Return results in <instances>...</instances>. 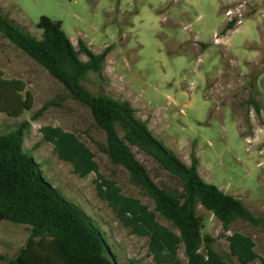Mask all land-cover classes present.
I'll list each match as a JSON object with an SVG mask.
<instances>
[{"label":"rangeland","instance_id":"rangeland-1","mask_svg":"<svg viewBox=\"0 0 264 264\" xmlns=\"http://www.w3.org/2000/svg\"><path fill=\"white\" fill-rule=\"evenodd\" d=\"M0 12L39 39L37 23L48 16L61 21L77 49L81 39L95 53L106 50L102 71L89 72L82 85L95 95L129 102L136 117L183 163L190 165L194 153L203 180L264 217V94L255 81L264 69V0H0ZM230 18L234 29L221 35ZM0 70L5 78L26 82L34 97L33 108L20 117L0 112V135L28 121L24 149L40 164L43 176L96 221L117 264H157L149 238L133 234L99 197L97 174L80 177L44 139V126L77 134L94 152L100 173L154 211L153 199L103 152L106 135L90 108L1 34ZM250 97L262 105L260 118L248 103ZM45 103L48 107L34 118ZM132 150L160 188L181 191L179 178L138 147ZM197 214L203 219V235L215 239L216 251L228 255L227 236L239 231L253 238L264 259V226L238 220L224 231L221 221L200 205ZM157 220L173 228L162 216ZM28 235L27 226L2 221L0 255L17 256ZM179 257L187 262L183 247ZM231 264L240 263L231 256Z\"/></svg>","mask_w":264,"mask_h":264},{"label":"trees","instance_id":"trees-1","mask_svg":"<svg viewBox=\"0 0 264 264\" xmlns=\"http://www.w3.org/2000/svg\"><path fill=\"white\" fill-rule=\"evenodd\" d=\"M234 24V21L228 22L220 34L226 35L234 29ZM37 28L42 30L40 39L12 20L9 14L0 12L1 36L43 67L74 100L90 108L95 124L106 135L103 152L112 163L127 170L132 183L153 199L155 210H150L139 199L124 195L116 181L106 179L99 171L94 152L77 134L61 127L44 126L41 128L44 139L54 145L60 160L74 166V172L80 177L92 172L97 174L99 197L108 202L133 234L149 238V252L155 262L184 264L179 257V249L183 247L185 264H231V256L240 264H255L258 260L264 264L255 250L253 238L239 231L227 236L228 255L216 251L215 239L203 235V219L197 214V207L202 206L218 218L224 231H229L238 220L251 227L264 226V217L254 215L241 199L203 180L194 153L190 165L183 163L152 134L145 122L136 117L129 102L95 95L82 85L81 81L89 72L102 71L107 51L95 53L81 39L77 49L61 21L48 16L40 18ZM81 54L87 60H83ZM26 86L21 79L5 78L0 70V112L20 117L31 110L34 97ZM248 103L260 118L261 103L254 97H250ZM48 105L45 103L33 117ZM29 128L30 123L24 121L18 128L0 135V223L9 221L25 225L29 231L17 256L8 259L0 255V264H117V255L110 249L96 221L80 206L67 200L43 176L33 155L24 149L23 138ZM132 147H138L179 178L181 191L160 188L136 158ZM157 215L165 218L173 228L161 224Z\"/></svg>","mask_w":264,"mask_h":264},{"label":"crops","instance_id":"crops-1","mask_svg":"<svg viewBox=\"0 0 264 264\" xmlns=\"http://www.w3.org/2000/svg\"><path fill=\"white\" fill-rule=\"evenodd\" d=\"M255 53H256V51H255ZM256 86H257V90L259 91V93L264 94V70L257 76Z\"/></svg>","mask_w":264,"mask_h":264},{"label":"built area","instance_id":"built-area-1","mask_svg":"<svg viewBox=\"0 0 264 264\" xmlns=\"http://www.w3.org/2000/svg\"><path fill=\"white\" fill-rule=\"evenodd\" d=\"M226 14H227L228 17H230V16L232 15V11H231V10H228V11L226 12ZM232 20H233V19L230 18V21H232ZM230 21H229V22H230ZM241 22H242L241 20H238V21H237V23H239V24H240Z\"/></svg>","mask_w":264,"mask_h":264}]
</instances>
